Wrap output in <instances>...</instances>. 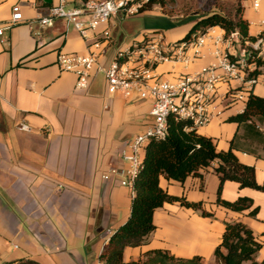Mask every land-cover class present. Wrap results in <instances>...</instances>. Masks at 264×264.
I'll return each instance as SVG.
<instances>
[{
	"label": "crops",
	"instance_id": "0c3cea01",
	"mask_svg": "<svg viewBox=\"0 0 264 264\" xmlns=\"http://www.w3.org/2000/svg\"><path fill=\"white\" fill-rule=\"evenodd\" d=\"M65 1L68 7L80 4L79 0ZM14 3L21 5L24 19H34L56 0L50 4L44 0L4 1L0 4V21L7 20ZM208 3V13H223L214 7L220 3L238 9L247 23L248 36L257 37L264 31V0L256 9L251 0ZM125 17L114 15L83 36L58 20L51 28L41 30L36 26L33 32L26 25H19L0 38V264L18 259L39 264H100L98 257L107 243V231L113 232L127 220L132 198L129 191L120 186V177L104 180L102 176L111 168H125L120 153L133 136L150 124L151 105L120 94L108 95L105 79L98 72L91 75L86 88L77 89L76 76L56 65L58 54H86L88 46L100 39L104 31L109 37L99 61L105 66L116 50L151 34L147 26L133 28L136 18ZM199 17L194 15L192 19ZM121 20L126 21L122 27L113 26ZM191 27L180 29L173 36L168 32L160 34L166 41H178ZM111 28L115 33L111 34ZM210 31L224 34L218 27ZM241 48L233 45V53L238 56ZM211 63L213 57L207 47L201 59L187 70L195 75ZM181 70L178 65L163 64L156 72L163 79H171ZM260 76L264 77V72ZM241 79L219 87L213 104L215 116L206 126L196 128L198 134L212 139L217 151H226L237 131L236 125L226 119L241 114L245 103L230 102L224 96L229 89L241 86ZM250 91L264 98V86L252 87ZM22 123L28 130L20 128ZM257 126L264 133V122ZM237 135L240 146L264 155V146L253 133L240 128ZM233 152L239 163L254 168L256 183H264V159L243 150ZM214 166L215 163L203 169L201 177L186 178L182 184L163 178L159 181L169 195L200 203L201 209L211 216H202L178 202L164 204L154 212L155 229L144 244L124 249L125 262L137 261L144 252L160 249L176 258L199 257L202 264H217L213 252L221 241L224 224L238 222L248 227L260 244L255 261L264 259V192L239 188L234 182L222 185V200L233 202L245 197L258 207L254 218L247 211L234 213L217 206Z\"/></svg>",
	"mask_w": 264,
	"mask_h": 264
},
{
	"label": "built area",
	"instance_id": "2783aa9c",
	"mask_svg": "<svg viewBox=\"0 0 264 264\" xmlns=\"http://www.w3.org/2000/svg\"><path fill=\"white\" fill-rule=\"evenodd\" d=\"M4 1L7 0H0V4ZM152 1L159 0H86L72 7H68L65 0H56L54 5L46 6L44 13H39L34 19H24L21 5L14 3L7 20L0 21V38L19 25H26L33 32L36 26L41 30L51 28L58 20L64 21L66 26L70 25L83 36L87 30H94L114 15H137ZM251 1L256 9L260 0ZM211 28L178 41H166L160 33L148 34L116 50L106 66L99 61L106 49L103 44L109 37L106 31L101 34L102 41L97 39L88 46L86 54L57 55L56 65L61 71L76 76L77 89L86 88L91 75L98 72L105 79L108 95L120 94L125 99L137 98L150 103V124L133 136L120 153L125 168H111L102 176L104 180L110 176L120 177V186L126 188L131 197L145 147L152 141L165 138L170 119L185 121L195 129L206 126L215 116L213 104L218 99L219 87L240 80L241 74L244 76L241 79L243 84L225 93L224 97L230 102L243 105L252 87L264 86V77L249 75L254 68L253 64L246 63L249 55L245 48L257 51L264 41L257 39L250 43L242 39L237 31L220 35L212 33ZM34 35L38 36L39 33L34 32ZM235 44L243 46L238 56L233 53ZM207 47L213 63L201 67L197 74L192 75L187 70L188 66L201 59ZM163 64L178 65L182 70L171 79H163L156 72L158 66ZM20 128L28 130L23 123Z\"/></svg>",
	"mask_w": 264,
	"mask_h": 264
},
{
	"label": "trees",
	"instance_id": "16d2710c",
	"mask_svg": "<svg viewBox=\"0 0 264 264\" xmlns=\"http://www.w3.org/2000/svg\"><path fill=\"white\" fill-rule=\"evenodd\" d=\"M79 1L82 3L86 0ZM153 3L159 2L152 1L151 4ZM151 4L143 7L139 13L149 10ZM234 15V19L218 13L202 15L196 19L184 38L197 31L218 27L225 34L237 31L242 39L250 43H254L257 39L264 41V31H261L257 37L248 36L247 23L241 18L238 9ZM246 63L254 66V70L249 75L258 76L264 72V57H257L256 53H250ZM226 122L235 124L237 131L242 128L250 134L253 133L255 139L259 140V144L264 146V133L257 126L264 122V98L250 91L247 94L243 112L228 117ZM237 131L229 148L226 151H217L212 139L198 134L196 129L191 128L185 121L170 119L165 138L152 141L145 147L142 166L134 181L129 216L122 225L110 233L98 257L100 264H202L199 257L176 258L160 249L144 252L137 261L123 260V251L126 247L142 246L146 237L154 231L152 216L164 204L178 202L186 208L199 211L202 216H211L201 209L200 203H189L182 198L169 195L160 187V178L182 184L188 177H201V171L215 163L213 173L218 178L216 205L234 213L247 211V215L254 218L258 207L253 206L250 199L238 197L233 202H227L220 198L221 188L225 182H234L239 188L264 192V183L259 185L255 181L254 168L239 163L233 151L243 150L262 159L264 155L257 154L251 148L240 146ZM259 249L260 244L248 227L239 222L225 223L221 241L214 249L213 256L217 264H242L243 262L264 264V259L260 262L254 259ZM3 264L39 263L29 259H18Z\"/></svg>",
	"mask_w": 264,
	"mask_h": 264
},
{
	"label": "rangeland",
	"instance_id": "374dc122",
	"mask_svg": "<svg viewBox=\"0 0 264 264\" xmlns=\"http://www.w3.org/2000/svg\"><path fill=\"white\" fill-rule=\"evenodd\" d=\"M209 0H159L156 2H159L158 4H151V8L149 10H146L145 12H141L140 16L133 17H125L126 19L130 18H136V23L132 24L133 28H138L140 26L142 27H148L149 33L152 32H159L164 33L168 32V35H174V32L184 29L187 26H193L196 22L195 19H192L194 15H205L208 13V8L210 4L208 3ZM206 2V4H204ZM212 7V5H211ZM214 7L218 10L222 11L221 15H225L228 18H231L233 14V10L236 9H230L228 6H225L224 3L220 4H214ZM123 18V19H125ZM114 21L111 19V23ZM126 21H122L118 23V25H115L114 27L120 28L122 27V24H124ZM63 26L65 25V22L63 21ZM111 34L115 33L113 28L110 29ZM249 48V47H245ZM247 50V49H246ZM248 55L250 53H256L257 57H264V44L260 45L259 50L254 51L250 48V50L247 51ZM108 49L106 50V54H108ZM254 68V66H253ZM260 85H257L259 87ZM107 235H110L107 233ZM2 255L0 253V260H2ZM1 262V261H0Z\"/></svg>",
	"mask_w": 264,
	"mask_h": 264
},
{
	"label": "water",
	"instance_id": "95a60500",
	"mask_svg": "<svg viewBox=\"0 0 264 264\" xmlns=\"http://www.w3.org/2000/svg\"><path fill=\"white\" fill-rule=\"evenodd\" d=\"M44 2H45L46 4H50V3H51V0H44Z\"/></svg>",
	"mask_w": 264,
	"mask_h": 264
}]
</instances>
